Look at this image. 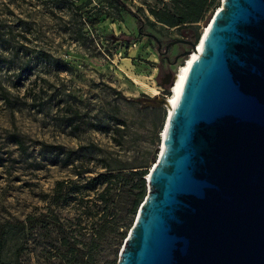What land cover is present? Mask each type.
<instances>
[{
  "label": "rangeland",
  "instance_id": "rangeland-1",
  "mask_svg": "<svg viewBox=\"0 0 264 264\" xmlns=\"http://www.w3.org/2000/svg\"><path fill=\"white\" fill-rule=\"evenodd\" d=\"M119 1L0 0V237L6 263L119 264L126 238L119 243L112 230L115 224L116 232L125 230L120 214L139 194V181L111 180L116 185L107 202L101 196L108 185L92 188L90 181L152 169L172 96L165 80L192 55V47L180 42L182 31L148 25L147 18L154 20L149 6L170 0ZM128 10L164 46L178 43L160 54ZM81 171L87 174L77 176Z\"/></svg>",
  "mask_w": 264,
  "mask_h": 264
},
{
  "label": "water",
  "instance_id": "water-1",
  "mask_svg": "<svg viewBox=\"0 0 264 264\" xmlns=\"http://www.w3.org/2000/svg\"><path fill=\"white\" fill-rule=\"evenodd\" d=\"M205 24L119 264H264V0Z\"/></svg>",
  "mask_w": 264,
  "mask_h": 264
},
{
  "label": "trees",
  "instance_id": "trees-1",
  "mask_svg": "<svg viewBox=\"0 0 264 264\" xmlns=\"http://www.w3.org/2000/svg\"><path fill=\"white\" fill-rule=\"evenodd\" d=\"M119 4L121 2L119 0H115ZM220 7V0H170L169 3H164L162 6L155 5V6H149V13L150 16L154 19L151 21L149 18H147L148 25L151 27H155L156 24H162L170 28H176L180 31H182V36L184 37L185 41L190 43L197 44L201 38L202 33L200 32L201 25L206 22L209 18V16L212 13H215ZM131 15H133L138 23H140V29L141 31H144L143 23L137 18L135 14H133L130 10H128ZM89 21H92L89 18ZM48 59V56H47ZM167 118V117H166ZM21 147H23L22 142H18ZM71 162H65V165L72 164L74 160H70ZM150 170H148L145 167V170L132 172V174L125 175V174H106L101 175L97 178H94L90 181V186L93 188L96 185L101 184H107V188L105 189L104 193L101 196V201L107 202L106 197L111 196L112 187L111 185H116L115 183H112L111 180H119L121 177H137L139 181V194H137L132 201L131 204H129L128 209H122V212L120 214V217L123 221H125V230L123 232H116V224L115 229L112 231L114 233L118 234L119 237V243L127 238V230L129 226L133 222V218L135 215L138 214L139 209L145 200V195L147 191V176L149 175ZM87 174V172H79L77 173V176H82ZM131 181V179L129 180ZM65 187V182H62L59 184L58 188V194L62 197L63 188ZM126 219V220H125ZM123 229V227H122ZM64 243H68L67 237L63 238ZM6 240L3 237H0V264H10L3 261L2 252L5 248ZM16 264H21L17 262Z\"/></svg>",
  "mask_w": 264,
  "mask_h": 264
},
{
  "label": "bare ground",
  "instance_id": "bare-ground-1",
  "mask_svg": "<svg viewBox=\"0 0 264 264\" xmlns=\"http://www.w3.org/2000/svg\"><path fill=\"white\" fill-rule=\"evenodd\" d=\"M199 52H201V45L198 47V52L191 53L192 55L186 60L184 65L180 67L179 71L174 77V82L171 86L172 96L168 99L167 106H166L168 108V115L172 114L173 109L175 108L177 104V100L180 96L183 85L191 69L193 68L196 60L199 58Z\"/></svg>",
  "mask_w": 264,
  "mask_h": 264
},
{
  "label": "flooded vegetation",
  "instance_id": "flooded-vegetation-1",
  "mask_svg": "<svg viewBox=\"0 0 264 264\" xmlns=\"http://www.w3.org/2000/svg\"><path fill=\"white\" fill-rule=\"evenodd\" d=\"M141 34H143L144 36L145 35H150V34H146L144 31H141ZM147 37H150V38H153V39H155V41L157 42V44H158V47H159V52H160V54H164L165 56L168 54V51L170 50V48L172 47V45L168 48V46L170 45V43L169 44H166L165 46H164V44L163 43H161L160 42V44H159V42H158V40L156 39V38H154L153 36H147ZM183 41H185V40H183ZM187 42V41H186ZM188 45V44H187ZM163 47H165V49H164V52H163ZM177 61V60H176ZM174 77H175V75H173V74H171V75H168L167 76V79L165 80L166 81V84H169V86H171L172 84H173V82H174Z\"/></svg>",
  "mask_w": 264,
  "mask_h": 264
}]
</instances>
